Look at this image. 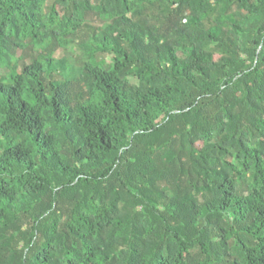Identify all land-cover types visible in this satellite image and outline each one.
Returning a JSON list of instances; mask_svg holds the SVG:
<instances>
[{
	"label": "trees",
	"instance_id": "16d2710c",
	"mask_svg": "<svg viewBox=\"0 0 264 264\" xmlns=\"http://www.w3.org/2000/svg\"><path fill=\"white\" fill-rule=\"evenodd\" d=\"M0 264H264V0H0Z\"/></svg>",
	"mask_w": 264,
	"mask_h": 264
}]
</instances>
